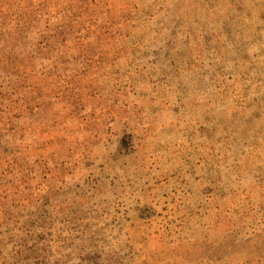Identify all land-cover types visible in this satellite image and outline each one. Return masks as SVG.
Here are the masks:
<instances>
[{"label":"rangeland","instance_id":"rangeland-1","mask_svg":"<svg viewBox=\"0 0 264 264\" xmlns=\"http://www.w3.org/2000/svg\"><path fill=\"white\" fill-rule=\"evenodd\" d=\"M0 264H264V0H0Z\"/></svg>","mask_w":264,"mask_h":264}]
</instances>
